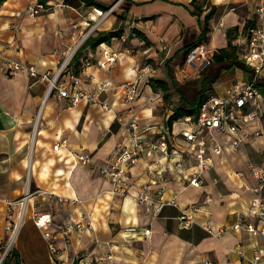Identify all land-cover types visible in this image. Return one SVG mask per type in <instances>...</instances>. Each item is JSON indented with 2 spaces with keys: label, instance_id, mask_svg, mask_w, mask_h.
Masks as SVG:
<instances>
[{
  "label": "crops",
  "instance_id": "0c3cea01",
  "mask_svg": "<svg viewBox=\"0 0 264 264\" xmlns=\"http://www.w3.org/2000/svg\"><path fill=\"white\" fill-rule=\"evenodd\" d=\"M58 1L60 3L56 8L51 6L52 0L42 4L44 9L41 11L55 8V11L50 12L52 18L42 20L44 29L64 25L65 14L70 12L69 9L77 12L85 5L79 0H56L53 3L57 4ZM97 1L109 7L117 0ZM262 1L122 0L117 7L118 12H113L101 22L95 19L102 16V10L93 6L94 13H90L93 15L90 21H95V25L104 32L122 29L121 36L96 47L84 48L79 62L71 60L62 79L70 83L77 76L81 88L90 90H94L101 82H108L110 88L102 94V99L109 104L108 110L86 100L68 108L66 99L58 98L56 93L48 95L47 80L32 77L27 72L6 74L0 71V250L8 243L11 234L6 226L20 220L18 202L9 205L7 201L19 200L32 185L35 189L42 188L78 198L80 201L76 204L47 202L41 203L38 209L49 212L57 224H66L71 220H82L85 224L82 231H74L68 240H63L55 232L56 246L60 249L59 259L48 248L42 230L34 224L31 218L32 201H29L12 248L13 254L10 252L8 257L9 264H16L17 256V264H58L63 260L65 264H75L81 257L107 256L110 253L114 264H207V261L212 264H244L236 252L237 246L242 244L250 251L261 240L251 237L245 230L230 227L238 221L251 219L249 209L257 195L251 189L256 181L249 174L247 162L254 161L264 168V117L250 124L242 123L244 141L238 147L232 146L229 135L217 130L212 132L208 150L212 152L218 144L221 152L213 153L214 163L204 172V184L201 187L186 185L174 162L156 151L142 157L129 168L135 190L146 180L165 177L168 180V195L172 191L178 192L181 208L189 203L201 205V210L194 213L197 223L187 227L178 219L180 209L176 206H166L158 217L151 218L133 195L113 194L109 180L99 173L98 165L110 161L116 143L127 136L120 118L127 122L135 117L139 127L143 128L149 124H165L174 112L170 110L162 119L149 115L153 103L161 99L158 84L163 88L161 83L155 82L154 90V80H164L167 86H175L187 106L194 102L201 89H205V96L208 93L225 95L236 79H247L249 70L238 64L221 69L212 62L210 66L215 65L217 69L209 76L202 75L206 69L195 70L191 67L197 73L192 80L199 79L203 84L192 93L193 97L189 100L182 90L190 88H183L187 82L180 81L175 68L183 56L185 61L188 46L201 36L205 15L211 9H215V12L208 20L206 44L215 51L218 47L228 45V30H234L236 42L248 20L255 23L261 21L256 8ZM123 2L125 4L121 6ZM0 6L1 13H4V22H0V50L15 60L33 65L39 73L56 71L62 62L55 54L43 53L51 46H45V39L37 37L40 29L29 26V18L23 24V31L16 33L5 29V22L12 24L17 21L8 14L16 13L19 9L10 0L1 2ZM197 6L202 7L201 13L196 11ZM233 7L234 10L231 9ZM121 18L123 20H119ZM215 21H218V26L223 21V25L218 28L213 25ZM130 22L132 24L127 27L126 24ZM85 23L90 24L88 20ZM130 27L133 28L132 32H129ZM135 30L142 32L143 36L136 34ZM160 39L171 46L165 56L170 83L165 77L153 78L148 72L143 75L139 72L142 58L160 59L153 45ZM134 43L140 47L132 55L130 52L136 49ZM104 49L118 53L116 63L108 69L99 66ZM169 60L175 65L170 66ZM73 62L74 65L79 63L78 74L74 72ZM185 66H188L186 61ZM136 79L138 96L134 111L130 112L128 105L122 101L124 92L119 85ZM258 93L256 107L264 115V69L258 78ZM143 119L151 121L142 124L140 121ZM178 121L180 119L169 123L172 131L170 138L176 147L186 148L187 144L180 135L184 124L176 128ZM256 131H260V134H256ZM57 143L61 145L56 150L54 146ZM77 153L91 154L97 165L81 163L75 155ZM154 160H157L154 166L156 172L150 175L146 168ZM197 169V159L189 155L184 171L191 173ZM27 171L28 181L25 180ZM207 197L210 198L209 203H205ZM88 217L87 222L83 221ZM206 221L213 226L224 225L230 229L225 235L214 237L202 227ZM141 227L151 228L149 237L131 235L130 228ZM12 255L15 261L9 260Z\"/></svg>",
  "mask_w": 264,
  "mask_h": 264
},
{
  "label": "built area",
  "instance_id": "2783aa9c",
  "mask_svg": "<svg viewBox=\"0 0 264 264\" xmlns=\"http://www.w3.org/2000/svg\"><path fill=\"white\" fill-rule=\"evenodd\" d=\"M121 1L117 0L105 12L102 10V18L99 22L112 14ZM42 9H44V6L38 4L37 8L33 9V13H38ZM231 9L234 10L235 8ZM256 13L261 21L240 30L239 41H236L238 46L237 59L248 68L250 76L247 79H236L226 90L225 95L208 93L203 98L195 114L183 115L179 118L184 124L180 135L187 144L186 148L176 147L172 143L170 138L172 131L168 119L165 124H149L143 128L139 127L135 117L127 122L121 118L119 119L127 132V136L116 143L112 159L103 165H98L99 173L109 180L113 194L133 195L138 204L143 207L144 212L151 218L158 217L166 206H176L180 209L178 219L183 226L187 227L197 223L194 213L201 210L200 204L189 203L181 208L178 192L172 191L168 195L169 186L165 177H154V179L146 180L135 190L130 180L129 168L136 165L142 157L150 156L156 151L162 157L174 162L186 185L201 187L204 184V172L212 167L214 163L213 153L221 152V147L218 144L214 146L212 152L208 150V142L212 132L217 130L229 135L232 146L238 147L244 141V136L241 133L242 123L247 122L250 124L264 117L256 107L259 95L258 78L264 69V1L257 6ZM220 25H223V21L220 22ZM164 48H167V46L164 45ZM76 50L77 48L74 51ZM73 52L66 55L56 71L39 73L33 65L15 60L0 50V71L6 74L27 72L32 77L47 80L48 95L56 93L58 98L66 99L68 108H72L80 101L86 100L99 104L104 110H108L109 104L102 99V94L110 88L108 82H101L94 90H90L81 88L79 85L80 79L77 76H74L70 83L62 79L64 71L72 60ZM213 52L204 41L198 42L188 49L185 61L193 69L203 70L212 63ZM117 59V52L104 49L103 59L99 61V66L108 69L116 63ZM149 71L150 66L148 63L139 69L140 73ZM119 87L124 92L122 96L123 103L128 105L130 112H133L134 102L138 96V80L124 81ZM145 134L149 136L147 137ZM256 134H260V131H256ZM60 145L57 143L54 148L57 150ZM75 155L83 164L97 165L89 153H77ZM189 155H193L197 159L198 169L186 173L184 166ZM155 163H157V160L147 165L146 171L148 174L155 175ZM247 168L250 176L256 181V185L251 188L257 195L249 209L251 219L238 221L230 228L245 230L251 237L261 240L260 243H255L250 251L242 244L237 246L236 252L244 264H264V168L252 161L247 162ZM38 197L41 201L46 202L76 204L80 201L78 198L66 197L50 190L35 189L32 191L30 187L19 200L7 201L9 205L18 202L20 205V220L13 225L6 226L11 234L8 243L0 250V264H4L12 251L22 219L26 215L29 201H32L31 218L34 224L42 230L48 248L53 254L58 255L59 259H61L60 249L56 246V234L65 240L74 231H82L85 228V224L80 220L57 224L49 212L36 208ZM209 201L210 198L207 197L205 203H209ZM202 227L214 237H221L230 229L229 226L224 225L213 226L209 221L203 223ZM129 230L133 237L143 238L149 237L151 234L150 227L130 228ZM61 263L65 264V261L63 260ZM206 263L212 264L210 261ZM75 264H114V260L113 255L110 253L107 256L81 257L77 259Z\"/></svg>",
  "mask_w": 264,
  "mask_h": 264
},
{
  "label": "rangeland",
  "instance_id": "374dc122",
  "mask_svg": "<svg viewBox=\"0 0 264 264\" xmlns=\"http://www.w3.org/2000/svg\"><path fill=\"white\" fill-rule=\"evenodd\" d=\"M12 1L13 4H17L18 5V9L16 13H12V14H8V16H11L12 18H16L17 21L11 23H6L4 28L11 31H15L16 33L20 30L23 31L25 27L23 24L25 23V20L27 18L30 19V25L31 27L34 28H39L40 32L37 34V37H39L40 39H45V46H51L49 49H47V51L43 52L44 54H55L56 57L60 58V61L63 62V60L65 59L66 55L69 54L70 51H72L74 48L77 47V49L79 47H81L85 40L87 39V37L89 35H93L96 36L98 34V32H102V30L99 29V26H97V24L95 25V21H90V17H92L93 15H91L90 13H94L93 10V6H87L84 5L83 8H79L77 10V12L75 10L69 9L70 12H68L67 14H65V20L66 23L62 26H58L56 28L53 29H44L42 24V20L45 19V21L48 18H52L53 15L50 14L51 11H55L56 5H58V3H60L59 1L57 2V4L53 3L56 2V0H52V4L51 6H55V8H50L47 11H39L38 13H33V9L37 8V1L36 0H10ZM124 2L121 4V6H124ZM59 8V6H57ZM111 7V6H109ZM109 7L106 10H103V12L107 11L109 9ZM118 7V6H117ZM113 11V12H118L119 9H117ZM1 8V6H0ZM112 12V13H113ZM4 13H1L0 11V22H4L3 19V15ZM101 19V17L99 18V16H97V18L95 20ZM83 20V21H82ZM89 21L90 24L87 25L85 23V21ZM119 20H123V18L119 19ZM123 24L124 21H122ZM218 21L214 22L213 25L218 26ZM132 24V22H130V24H126V26H130ZM41 25L43 29H41V27L39 26ZM105 26V24H104ZM221 26H218V28H220ZM214 26L211 27V29H213ZM133 28L130 27L129 32H132ZM238 32V31H236ZM236 33L233 32V35H235ZM88 35V36H86ZM86 36V37H85ZM53 38V40H52ZM66 38H68V41L66 40ZM16 39H19L18 37H16ZM56 39H58L59 41L57 42ZM228 39V37H227ZM236 37L233 38V43L235 41ZM78 40L81 41L80 45L78 46ZM127 41L129 40L128 38L126 39ZM206 43V41H204ZM76 43V44H75ZM77 45V46H76ZM154 50H156L157 54L156 56H160V59H154L152 57H147V58H142L140 60V65L141 67L144 65L143 62L148 61L147 63L150 66V71L148 72L149 74H151L153 78L155 77H165L166 80L170 83L171 82V78L167 72V66L166 62V54L171 50V46L168 44V42H165V40L160 39L156 42H154ZM164 45L167 46V48H164ZM74 46V48H73ZM136 49L134 51H131L130 54L135 55L137 53V48H139V44L138 43H134V46ZM73 48V49H72ZM219 48V47H218ZM72 49V50H71ZM76 51L73 52L72 56L74 55ZM170 62V63H169ZM213 62V61H212ZM214 63V62H213ZM143 64V65H142ZM168 64L171 66H174L175 64L173 62H171V60L168 61ZM73 68L76 70L77 66L74 65V62L72 63ZM177 67L175 68V70L178 72L179 78L181 82H187V85L183 88H190V89H186V90H182L184 95L186 96L187 99L191 100L193 97V92H195L197 89L200 88V86L203 84V82H201L199 79L196 80H192L194 78V76L197 74L195 73V70H192V68L189 66H185V61H184V56L182 58L179 59L178 64H176ZM215 65H217V63H215ZM208 66L207 68L203 69L205 70L202 75L203 76H209L211 73H213V70L217 69L216 66ZM140 67V68H141ZM139 68V69H140ZM197 72V71H196ZM139 73V72H138ZM147 73V74H148ZM144 73H140V75H143ZM189 80H192L189 82ZM158 90L161 92V99H159L157 102H154L152 107H151V113L149 114L152 117H160V119H162L164 117V115L169 112L170 110H177L178 108H182V107H186V105H184V99L180 97V92L177 88H175V86H173L172 84H170V87L168 90H164L160 84H158ZM194 104V103H193ZM134 111V110H133ZM158 119L154 120L157 121ZM151 121L150 119H143L142 121H140V123L142 124H146L147 122ZM182 127V122L178 121V123L176 124V128H180ZM254 162V161H253ZM25 180L28 181L29 178V171H27V174H25ZM42 189V188H39ZM31 190L34 191L35 188L32 185ZM46 190V189H45ZM41 203H47L46 201H41L40 199L37 201L36 203V208H38V206ZM50 203V202H49ZM70 202H67V204H69ZM60 204H66V203H60ZM90 217L88 218H84L83 221L87 222L86 219L89 220ZM82 221V220H80ZM84 223V222H83ZM90 225H88L89 227ZM65 240H68L65 239ZM82 254H79V256H81ZM11 257V256H10ZM72 259V258H70ZM9 260L11 261H15L14 259V255H12L11 259L9 258ZM60 261V260H59ZM58 264H62L59 263Z\"/></svg>",
  "mask_w": 264,
  "mask_h": 264
},
{
  "label": "trees",
  "instance_id": "16d2710c",
  "mask_svg": "<svg viewBox=\"0 0 264 264\" xmlns=\"http://www.w3.org/2000/svg\"><path fill=\"white\" fill-rule=\"evenodd\" d=\"M3 1H5V0H0V3ZM37 1L39 4L45 5V4H47V2L49 0H37ZM65 1H68V0H65ZM79 1L83 2L87 6H94V7L101 9V10H106L108 8V6L98 2L97 0H79ZM196 11L198 13H201L203 11V9L200 6H197ZM214 12H215V9H211L205 15L204 29L201 33V36H199V38L197 40H195L193 43H191L190 46H188V49L192 45H194L198 42H202L204 40L206 41V32L209 29L208 28V20L213 16ZM253 24H255V22L253 20H248V22L245 24L244 28H246L250 25H253ZM233 31L234 30H228L227 31L228 45L225 47H220L217 50H215L213 52L212 61L217 63L221 69L222 68H229V67L236 65V64L242 66L245 69H248L243 63H241L237 59L238 46H237L236 42L233 43V38L236 37V35H233ZM121 33H122V29H117V30L108 31V32L102 31V32H99L96 36L89 35L87 37V39L85 40L84 44L76 50V52L74 53V55L72 57V60L79 62L78 60H79L80 54L84 48H86L88 46L96 47L97 45H99L103 42L109 41L113 37L121 36ZM135 33L139 34L140 36H143L142 32H140L138 30H135ZM75 65L77 66V69L74 70V72H75V74H78L79 73V69H78L79 63L78 64L76 63ZM155 82L161 83L163 86V89H165V90L169 89V86H167L166 81H164V80H156L155 81L154 80L152 82V86H153L154 90L156 89ZM204 97H205V89H201L197 98L193 102L194 104L192 103V104L187 105L186 107L178 108L177 110H175L170 115V117L168 118V122L172 123L173 121L181 118L183 115L195 114L198 111ZM11 253L13 254V251H11ZM18 260H19V257L17 256L16 261H15L16 264L18 263ZM7 261H8V258L4 262V264H9Z\"/></svg>",
  "mask_w": 264,
  "mask_h": 264
},
{
  "label": "bare ground",
  "instance_id": "6f19581e",
  "mask_svg": "<svg viewBox=\"0 0 264 264\" xmlns=\"http://www.w3.org/2000/svg\"><path fill=\"white\" fill-rule=\"evenodd\" d=\"M77 48V47H76ZM76 48H74L72 51L69 52V54H71Z\"/></svg>",
  "mask_w": 264,
  "mask_h": 264
},
{
  "label": "water",
  "instance_id": "95a60500",
  "mask_svg": "<svg viewBox=\"0 0 264 264\" xmlns=\"http://www.w3.org/2000/svg\"><path fill=\"white\" fill-rule=\"evenodd\" d=\"M88 36V35H87Z\"/></svg>",
  "mask_w": 264,
  "mask_h": 264
}]
</instances>
